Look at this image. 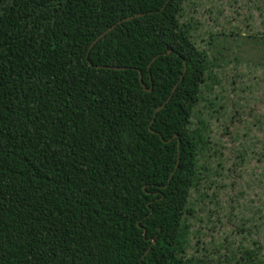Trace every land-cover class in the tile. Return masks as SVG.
<instances>
[{"label":"trees","instance_id":"obj_1","mask_svg":"<svg viewBox=\"0 0 264 264\" xmlns=\"http://www.w3.org/2000/svg\"><path fill=\"white\" fill-rule=\"evenodd\" d=\"M185 3L0 0V264H210L187 220L227 48L196 46Z\"/></svg>","mask_w":264,"mask_h":264},{"label":"rangeland","instance_id":"obj_2","mask_svg":"<svg viewBox=\"0 0 264 264\" xmlns=\"http://www.w3.org/2000/svg\"><path fill=\"white\" fill-rule=\"evenodd\" d=\"M184 12L196 23L200 50L209 49L211 36L227 48L215 54L213 97L224 116L210 120L213 148L202 162L212 173L191 194L195 216L187 220L186 256L235 264L251 255L264 263V53L247 40L264 35V0H186ZM200 110L208 116L204 104ZM219 160L223 170L216 176Z\"/></svg>","mask_w":264,"mask_h":264},{"label":"water","instance_id":"obj_3","mask_svg":"<svg viewBox=\"0 0 264 264\" xmlns=\"http://www.w3.org/2000/svg\"><path fill=\"white\" fill-rule=\"evenodd\" d=\"M129 19H131V18H128V19H124V20H122V21H120V22H118L116 25H114V26H112L111 28H109L107 31H105L104 33H102L94 42H93V44L91 45V47H90V49L100 40V39H102L106 34H108L109 32H111L118 24H121L122 22H124V21H127V20H129ZM171 51H169L168 53H170ZM156 59V58H155ZM154 59V60H155ZM142 80V75H141V73H140V81ZM176 88V87H175ZM173 92H174V90H173ZM171 97H172V95L169 97V99H168V101L171 99ZM165 105V104H164ZM163 105V106H164ZM162 106V107H163ZM162 107H160V108H158L157 110H156V112H158L159 110H161V108ZM153 124V122L151 123V125ZM170 182V181H169ZM145 231V230H144ZM146 234V231L144 232V235ZM154 242V241H153Z\"/></svg>","mask_w":264,"mask_h":264}]
</instances>
